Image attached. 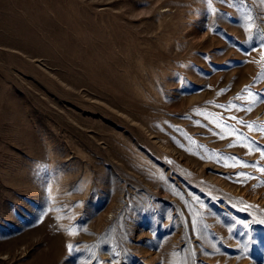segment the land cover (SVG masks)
Returning a JSON list of instances; mask_svg holds the SVG:
<instances>
[{"label": "rangeland", "instance_id": "obj_1", "mask_svg": "<svg viewBox=\"0 0 264 264\" xmlns=\"http://www.w3.org/2000/svg\"><path fill=\"white\" fill-rule=\"evenodd\" d=\"M245 13L264 29L262 0H0V264H264Z\"/></svg>", "mask_w": 264, "mask_h": 264}, {"label": "snow or ice", "instance_id": "obj_2", "mask_svg": "<svg viewBox=\"0 0 264 264\" xmlns=\"http://www.w3.org/2000/svg\"><path fill=\"white\" fill-rule=\"evenodd\" d=\"M206 2H209V0H206ZM222 2L229 3V2H231V0H222ZM262 2H264V0H262ZM240 26L243 27L246 32H255L257 39H259L261 41L260 47L261 48H264V29L256 28L255 23H254V18H253V16L250 13H245L241 17V25ZM249 42H252L251 36L249 37ZM178 81H179V78H178ZM245 90L246 91L248 90L247 89V86H246V89ZM255 95L260 96L261 97V102H264V94L256 93ZM221 107H223V106H221ZM243 110L246 111V112H250L251 111V108L250 107H246ZM233 119H239V118L233 117ZM240 123L242 125H246L248 127H252L251 123H248V122H246L244 120H240ZM233 131H235V129ZM247 139L250 140V138H247ZM250 143L256 144L258 142L251 141L250 140ZM258 150H260V149H258ZM262 154H264V152H262ZM245 166L259 167L260 171L261 172H264V166H260V165H258L256 163H253L251 165H245ZM238 175H240V176H248L249 174H247V173H240ZM82 203L83 202H77V204L74 205V207L80 206V205H82ZM239 223L241 224V226H243L245 228H248L249 227V225L246 224L243 221H240ZM259 223L264 224V220L259 221ZM67 247H68V249H69L70 252L73 251V245L69 244Z\"/></svg>", "mask_w": 264, "mask_h": 264}]
</instances>
